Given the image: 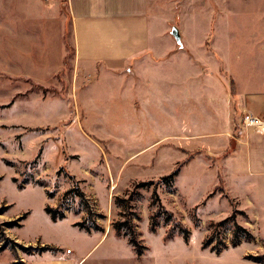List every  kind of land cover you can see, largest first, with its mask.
Here are the masks:
<instances>
[{
  "label": "rangeland",
  "instance_id": "obj_1",
  "mask_svg": "<svg viewBox=\"0 0 264 264\" xmlns=\"http://www.w3.org/2000/svg\"><path fill=\"white\" fill-rule=\"evenodd\" d=\"M153 2L156 53L133 61L130 74L76 64L65 0H0V225L8 241L26 248L12 251L0 239V250L17 263L73 250L82 264H264L255 260L264 258V181L242 180L226 162L235 138L229 130L241 115L230 95L236 84L255 88L262 78L264 0ZM177 168L171 188H156L188 240L174 231L167 241L171 227L162 219L149 232L155 186L139 190L133 223L146 250L138 258L112 230L122 220L115 199ZM74 182L92 213L87 227L94 221L102 233L73 228L87 219L73 195L64 220L45 213ZM232 215L251 240L233 247L228 223L203 250L211 226ZM220 242L225 248L216 253Z\"/></svg>",
  "mask_w": 264,
  "mask_h": 264
},
{
  "label": "crops",
  "instance_id": "obj_2",
  "mask_svg": "<svg viewBox=\"0 0 264 264\" xmlns=\"http://www.w3.org/2000/svg\"><path fill=\"white\" fill-rule=\"evenodd\" d=\"M153 1L65 0L64 6L69 19L71 46L76 64L83 67L100 64L104 65L106 70L126 71L131 74L133 70L129 65L133 61L146 60L147 57L156 53L151 40L152 13L155 7ZM261 36L264 40V33ZM158 37H161L160 32ZM180 39L182 47L177 46L179 51L184 53L186 47L181 35ZM164 50L167 49L164 48ZM260 69L262 78L256 83L259 84L258 87L245 90L240 89L236 84L237 90H234L236 95L231 94L230 98L237 105L241 115L251 114L257 117L262 122V126L258 129L243 127L240 123V115L239 123L237 120L234 123L238 131L229 130L233 134L231 138L235 137V140L231 139L233 148L229 146L226 150L228 152L231 150L226 162H230V166L233 167L232 174H240L242 180L263 182L264 62ZM233 85L236 89L234 82ZM72 226L86 236L97 233L88 234L74 227V224ZM54 250L64 251L65 248L58 246ZM52 254L53 252L41 255L32 253L26 258L24 264H82L83 262V258L77 256L73 250L63 254ZM17 258L19 257L16 254L8 250H0V264H15Z\"/></svg>",
  "mask_w": 264,
  "mask_h": 264
},
{
  "label": "trees",
  "instance_id": "obj_3",
  "mask_svg": "<svg viewBox=\"0 0 264 264\" xmlns=\"http://www.w3.org/2000/svg\"><path fill=\"white\" fill-rule=\"evenodd\" d=\"M232 82V81H231ZM232 89L234 88L233 82L231 83ZM235 132L238 131V127H234ZM179 174V168L174 170L171 174L161 178L158 183L154 184L153 182H147V183H139L135 185L132 188V191H128L126 193V197L121 199V198H116L115 199V206L120 209L122 212L119 213V217L122 218L120 221H115L112 224V230L117 238L120 237H125L127 238L128 245L132 248L134 251L135 255L138 258H141L143 255V252L146 250L145 247H143L140 242L138 241V236L135 231V225L133 223L134 220L138 221L139 217L133 213V207L132 204L138 199L139 197V190H148L150 187L155 186L153 189V193L151 196V206L155 208L154 213L150 216L149 218V232L151 234H156L157 227H158V221L160 219L163 220V223L165 225H168L171 227L169 233L166 236V240L169 241L173 237V232L177 231V233L182 237V239L187 242L188 237H189V232L188 230L180 223L178 222L174 215L170 212H168L163 205H161L159 196L157 194V184H161L166 188H171L175 179L177 178ZM70 180H74L73 177L69 176ZM14 183H17L16 179H13ZM28 183L27 181L21 183L18 185L19 188H22L24 184ZM42 186V185H40ZM73 195V197L80 199L83 202L84 208H85V213L87 215V219L84 220L83 222H79L74 224V227L78 228L79 230L84 231L85 233L90 234L91 232H97V233H102L103 229L96 225L94 221H92L91 226L87 227V223L91 221L92 218V213L89 210V207L87 206L84 194L79 190L78 188V183L74 182V186L71 191L67 192L64 194L61 203L56 207V208H51V207H46L45 208V213L51 218L53 222L57 221H62L66 218L65 215V199L69 196ZM52 194H48V197L51 198ZM228 223H232L233 225V231H232V246L235 247L240 240L243 241H249L251 240V235L242 227L236 224L235 221V215L230 216L229 218L225 219L224 221L213 224L211 226V232L208 238L203 242L202 244V249L205 250L208 248L212 242H217V235L219 228L225 227ZM9 225L14 226V227H20L17 223H10ZM4 225H0V239H2L5 242H8L11 245V250L14 251L17 248H20L22 250H26V248L21 247L17 243L13 241H8L6 239L4 233H3V227ZM1 242V241H0ZM220 246H214V250L216 253H219L221 249L225 248L224 243H219ZM264 258H258L255 259L257 261H261ZM15 264H20V263H15Z\"/></svg>",
  "mask_w": 264,
  "mask_h": 264
},
{
  "label": "built area",
  "instance_id": "obj_4",
  "mask_svg": "<svg viewBox=\"0 0 264 264\" xmlns=\"http://www.w3.org/2000/svg\"><path fill=\"white\" fill-rule=\"evenodd\" d=\"M240 123L243 127L261 128L262 122L251 114H243L240 117Z\"/></svg>",
  "mask_w": 264,
  "mask_h": 264
},
{
  "label": "water",
  "instance_id": "obj_5",
  "mask_svg": "<svg viewBox=\"0 0 264 264\" xmlns=\"http://www.w3.org/2000/svg\"><path fill=\"white\" fill-rule=\"evenodd\" d=\"M172 38L175 40L176 44L179 46V47H182V43H181V39H180V34H179V31L176 27H173L171 29V32H170Z\"/></svg>",
  "mask_w": 264,
  "mask_h": 264
}]
</instances>
